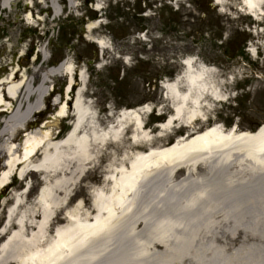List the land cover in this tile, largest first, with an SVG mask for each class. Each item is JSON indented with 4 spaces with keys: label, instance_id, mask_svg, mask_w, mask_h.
<instances>
[{
    "label": "rangeland",
    "instance_id": "1",
    "mask_svg": "<svg viewBox=\"0 0 264 264\" xmlns=\"http://www.w3.org/2000/svg\"><path fill=\"white\" fill-rule=\"evenodd\" d=\"M90 1L85 6L84 0H13L7 8L0 6V68H4L0 81L10 76L13 68L14 83H25V90L15 100L4 97L10 106L0 108V131L10 120L7 135H0V171L9 155H5L6 149L10 143L23 142L26 128L35 137L47 132L51 140H59L73 129L72 105L77 91H81L79 102L86 104L87 112L80 121V135L96 146L88 154L90 162L82 160L69 168L62 164L52 172H27L24 181L14 173L0 190V230L6 226L0 245L15 229L17 219L30 234V226L41 223L46 208L55 214L44 230L47 236L66 225L69 215L84 218L91 211L93 198L110 191L111 182L137 152L171 144L179 136L213 125L251 131L249 128L264 123V5L260 6L262 15L253 19L245 14L242 0H228L223 7L212 0ZM86 14L94 19L83 20ZM90 22L96 25L86 33L83 27ZM183 59L193 68L198 64L206 67L207 80L213 82L211 89L221 98L215 102L208 97L204 120L175 122L159 136L152 122H166L174 109L173 99L160 84L183 74ZM62 61L74 72L75 90L72 99L69 93L65 100V117L53 118L63 77L50 76L49 71ZM180 87L183 91L184 83ZM32 106H37V111L20 124L22 129L13 132L24 111ZM137 106L152 110L142 116L143 126L151 132L148 142H143L140 134L133 137L131 129L117 137L110 126H115L123 110ZM34 122L29 129L28 123ZM93 126L99 128V137H94ZM40 156L41 150L32 161L37 162ZM185 175V169H179L168 181L161 175L155 177L141 188L140 201L151 196L152 187L167 192V186L179 183ZM189 178H200L205 186L208 183L209 193L194 208L199 207L197 220L202 224L194 223V241L177 264H245L247 257L264 259V170L252 174L245 166L237 170L231 164L208 173L199 165ZM217 184L220 188L210 196L209 186ZM180 187L172 197L178 203L184 198L177 196L188 193L190 186ZM43 189L51 196L39 201L37 194ZM51 199L56 205L64 204L56 209ZM235 199H241L237 206L232 204ZM207 203L213 208L206 217L200 212ZM142 228L137 231L145 235ZM251 249L256 254L249 257Z\"/></svg>",
    "mask_w": 264,
    "mask_h": 264
},
{
    "label": "bare ground",
    "instance_id": "2",
    "mask_svg": "<svg viewBox=\"0 0 264 264\" xmlns=\"http://www.w3.org/2000/svg\"><path fill=\"white\" fill-rule=\"evenodd\" d=\"M212 1L219 7L228 2ZM12 2L13 0H0V6L7 8ZM261 5H264V0H242L243 9L255 17L261 12ZM94 25L96 22L88 23L86 33H89ZM185 65L183 67L186 69L182 75L163 81L167 95L174 101V109L166 122L158 123L159 136L171 129L175 122L193 124L197 120H204L203 110L209 108L208 97L215 102L221 98L220 94L216 95V91L211 89L213 82L207 80L209 72L205 66L198 64L193 68L189 61H186ZM190 68L191 72L186 73ZM3 71L4 68L1 67L0 76ZM73 74L66 61H62L49 71L50 76L63 77V81L70 76V84L73 82ZM78 76L79 85H82L83 78L81 74ZM15 79L16 72L13 68L9 77L1 78L0 108L10 106V102L4 98L7 94L8 100H15L21 91L25 90V83L21 81L15 84ZM182 83L185 86L183 91L180 90ZM68 89L69 87L65 95ZM80 97L81 91H77L73 100L75 126L65 138L51 140L47 132L42 137H35L32 132H26V129L18 153L14 150L15 144L10 143L6 149L8 152H5V155H9L0 171V190L7 186L13 173L24 181L27 172H52L51 170L62 164L69 168L82 160L90 162L88 154L96 146L89 144L85 136L80 135L83 128L80 121L87 113L86 104L79 102ZM60 104H57L59 108L53 118H63L66 115L67 104ZM37 108L28 107L13 132L22 129L20 124L28 121ZM149 109L148 106H139L123 110L115 126L110 125L111 129L116 131L117 137H122L126 133L125 130L131 129L133 137L140 134L143 142H148L151 132L142 127V116ZM9 122L10 120L5 122L0 135H7ZM92 132L94 137H99V128L93 126ZM134 143L138 144L136 140ZM40 150V159L34 163L32 158ZM12 151L15 152L11 153ZM231 164L237 170L245 166L252 174L264 170V123L253 132L237 131L234 127L226 130L213 125L203 131L187 135L186 138L179 136L171 144L150 147L144 152L135 153L127 166L120 170L119 176L111 182L110 191L93 198L91 211L84 218L70 215L65 217L66 225L58 227L51 236L44 232L55 217L50 209L46 208L43 212L41 223L35 227L30 226L32 231L30 234L25 232L26 225L22 224V220L17 219L14 223L15 229L0 245V264H177L181 261L180 256L188 253V248L194 241L193 232L196 231L194 223L202 224L197 220L199 207L194 208L206 200L209 193L208 183L205 186L202 179H190L189 176L199 165L211 173L215 168ZM179 169L186 171L185 177L179 183L167 186V192L163 191L164 188L152 187L151 196L140 201L141 188L148 183L151 184L154 178L160 175L168 181ZM177 186H181L180 188L190 186L187 189L188 193L177 196L184 198L182 203H178L175 197L172 198L177 193ZM209 187L210 196L220 188L218 184ZM50 196V192L44 189L37 194L39 201ZM166 198L171 200L163 201ZM240 201L241 199H235L232 204L236 203L237 206ZM52 203L58 204L54 200ZM63 204L56 205V209ZM212 208L207 203L200 213L206 217L210 216L209 211ZM206 225L204 222L203 226ZM139 228H142L143 233L146 232L145 235L137 231ZM5 229L6 226L0 230V235ZM152 245L161 247L163 251L153 250ZM199 253L200 249H196L195 254ZM247 254L250 257L256 254V251L251 249ZM245 264H264V259L259 256L250 259L247 257Z\"/></svg>",
    "mask_w": 264,
    "mask_h": 264
},
{
    "label": "water",
    "instance_id": "3",
    "mask_svg": "<svg viewBox=\"0 0 264 264\" xmlns=\"http://www.w3.org/2000/svg\"><path fill=\"white\" fill-rule=\"evenodd\" d=\"M66 85H68V80L65 81V82L61 85V87H60V94H61V95H62V93H63L64 88L66 87ZM19 147H20V146L17 144L14 150L17 151V150L19 149Z\"/></svg>",
    "mask_w": 264,
    "mask_h": 264
},
{
    "label": "trees",
    "instance_id": "4",
    "mask_svg": "<svg viewBox=\"0 0 264 264\" xmlns=\"http://www.w3.org/2000/svg\"><path fill=\"white\" fill-rule=\"evenodd\" d=\"M81 23H83L82 21H81ZM257 126H253V127H251V128H249L250 130H254L255 128H256Z\"/></svg>",
    "mask_w": 264,
    "mask_h": 264
}]
</instances>
